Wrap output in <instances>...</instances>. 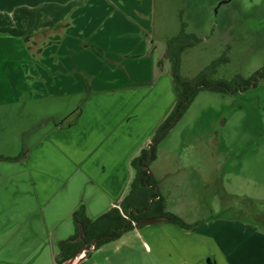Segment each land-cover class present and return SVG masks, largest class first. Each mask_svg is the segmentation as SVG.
Instances as JSON below:
<instances>
[{
	"label": "crops",
	"instance_id": "1",
	"mask_svg": "<svg viewBox=\"0 0 264 264\" xmlns=\"http://www.w3.org/2000/svg\"><path fill=\"white\" fill-rule=\"evenodd\" d=\"M154 6V0H0V27L24 30L22 9L41 13L40 27L27 36L0 34V108L80 97L71 120L39 137L22 160L37 178L44 201L78 172L101 192L93 205L80 197L71 215L81 205L92 219L121 210L134 179L131 161L162 119L157 99L163 86L173 100L170 78L159 79V90L154 86L148 38ZM199 156L192 191L186 179L166 185V176L174 174L150 171L166 211L191 228L166 220L144 223L106 244L116 246L108 264H264V232L232 229L248 222L247 212L231 215L225 205L215 212L214 201H223L216 190L221 156ZM93 251L87 249L77 263L84 264Z\"/></svg>",
	"mask_w": 264,
	"mask_h": 264
},
{
	"label": "rangeland",
	"instance_id": "2",
	"mask_svg": "<svg viewBox=\"0 0 264 264\" xmlns=\"http://www.w3.org/2000/svg\"><path fill=\"white\" fill-rule=\"evenodd\" d=\"M154 4L148 37L153 43L154 86L159 90V79L170 78L173 100L163 86L157 99L162 103L158 111L162 119L144 148L151 146L176 101L166 50L168 41L180 34L183 23L186 32L199 39L182 54L184 77L195 78L216 62L210 77L214 81L250 80L264 72V0H154ZM258 79V87L246 92L201 91L159 142L156 159L149 167L154 175L174 174L166 176V185L186 179L192 191L197 180L193 171L201 166L199 155H220L222 173L216 190L223 201H214L215 212L222 211L224 205L231 207V215L245 217L247 212L248 222L238 221V226L232 227L236 232H264V111L260 105L264 78ZM241 95H250L252 100ZM80 104V97L75 96L0 108V157L24 154L57 124L69 122L72 110ZM27 156L18 162L0 160V264H56L59 244L76 232L70 209L82 196L95 204L101 192L78 172L44 201L35 184L37 178L22 161ZM104 246L93 251L84 264H108V254L116 246Z\"/></svg>",
	"mask_w": 264,
	"mask_h": 264
},
{
	"label": "trees",
	"instance_id": "3",
	"mask_svg": "<svg viewBox=\"0 0 264 264\" xmlns=\"http://www.w3.org/2000/svg\"><path fill=\"white\" fill-rule=\"evenodd\" d=\"M22 16L26 28L24 30L0 27V34L14 37H25L38 30L41 13L32 9H22ZM51 25V24H48ZM183 23L178 36L168 41L166 58L171 62V76L176 91V101L173 109L165 121L160 125L149 148L141 150L140 154L131 161L135 172L128 194L121 203L120 209H112L103 215L92 219L85 205H81L72 215L76 227L75 234L67 241L59 244V251L55 257L56 264H64L77 256L86 246L95 250L120 239L127 232L145 226L146 219L163 217L166 221L182 228H191L179 216L166 211L163 199L160 198L159 184L150 172V164L156 159V148L166 133L183 117L197 95L203 90L236 94L258 87V76L264 78V72L257 73L250 80L238 78L233 83L214 81L210 77L215 73L216 62L195 78H186L181 74L182 54L188 48L198 44L199 39L186 32ZM24 154L18 157H0V160L18 162ZM264 215V214H263ZM264 226V223H261ZM87 256H90L88 252Z\"/></svg>",
	"mask_w": 264,
	"mask_h": 264
},
{
	"label": "water",
	"instance_id": "4",
	"mask_svg": "<svg viewBox=\"0 0 264 264\" xmlns=\"http://www.w3.org/2000/svg\"><path fill=\"white\" fill-rule=\"evenodd\" d=\"M166 220V218L163 217H157V218H152V219H146L143 221V223L145 224H152V223H156L159 221H164ZM88 249V247L86 246L77 256L73 257L72 259H70L69 261L65 262L64 264H79L77 262H79L80 260H78V257L80 258V256L86 252V250Z\"/></svg>",
	"mask_w": 264,
	"mask_h": 264
}]
</instances>
